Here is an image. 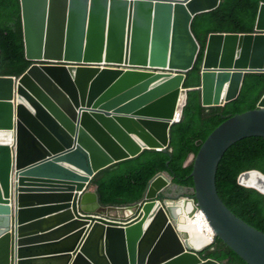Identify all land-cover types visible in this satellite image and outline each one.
I'll return each mask as SVG.
<instances>
[{
  "label": "water",
  "instance_id": "obj_1",
  "mask_svg": "<svg viewBox=\"0 0 264 264\" xmlns=\"http://www.w3.org/2000/svg\"><path fill=\"white\" fill-rule=\"evenodd\" d=\"M20 2L33 64L20 77L0 75V264H222L204 259L205 249L180 231V202L189 216L204 212L215 241L264 264V232L238 217L217 185L231 148L264 138V97L189 159L192 195L166 172L132 206H103L89 189L99 171L168 150L200 51L192 22L221 0ZM247 74H264V3L253 33L209 35L195 88L202 105L238 100ZM239 183L264 194L261 171L243 173ZM171 186L180 194L161 200ZM111 207L127 213L112 215Z\"/></svg>",
  "mask_w": 264,
  "mask_h": 264
},
{
  "label": "trees",
  "instance_id": "obj_2",
  "mask_svg": "<svg viewBox=\"0 0 264 264\" xmlns=\"http://www.w3.org/2000/svg\"><path fill=\"white\" fill-rule=\"evenodd\" d=\"M264 0H221L218 8L197 15L191 30L200 46L196 63L188 73L189 89L181 120L171 129V142L166 152L145 150L137 157L120 161L92 179L89 189L96 190L103 206H132L143 202L150 181L166 172L173 184L194 188L193 161L210 134L228 118L258 109L264 97V74H247L242 93L220 107H204L201 93V66L209 35L214 33H253L260 5ZM25 55V42L20 0H0V75L20 77L31 65ZM248 171L264 173V138H251L235 145L224 157L217 176L220 196L240 218L264 232V194L239 183ZM162 195L161 200H163ZM123 208H108L112 215ZM204 259L222 264H248L222 239L201 253Z\"/></svg>",
  "mask_w": 264,
  "mask_h": 264
},
{
  "label": "bare ground",
  "instance_id": "obj_3",
  "mask_svg": "<svg viewBox=\"0 0 264 264\" xmlns=\"http://www.w3.org/2000/svg\"><path fill=\"white\" fill-rule=\"evenodd\" d=\"M184 95L181 96V105L184 103ZM175 207V213L178 216L177 223L180 226V231L189 235L191 245L197 248H203L210 245L213 241L214 235L210 225L200 211H197L192 220L184 209L188 205L185 202L178 203ZM201 229V230H200Z\"/></svg>",
  "mask_w": 264,
  "mask_h": 264
},
{
  "label": "flooded vegetation",
  "instance_id": "obj_4",
  "mask_svg": "<svg viewBox=\"0 0 264 264\" xmlns=\"http://www.w3.org/2000/svg\"><path fill=\"white\" fill-rule=\"evenodd\" d=\"M180 190H179V188H177L176 186H171L170 188H169V190L165 193V196H163V199H167V197H175V196H177L178 194H180Z\"/></svg>",
  "mask_w": 264,
  "mask_h": 264
},
{
  "label": "rangeland",
  "instance_id": "obj_5",
  "mask_svg": "<svg viewBox=\"0 0 264 264\" xmlns=\"http://www.w3.org/2000/svg\"><path fill=\"white\" fill-rule=\"evenodd\" d=\"M167 190H169V189H167ZM99 210H101V211H103V212L105 211V209H103V208H100ZM119 213L122 214V215H126L127 211L124 210V209H120ZM130 216H132V213H130V215L127 217V219H128ZM191 218H192V220H193L194 217H191ZM114 219H116V220H123V219H125V218L116 217V218H114ZM200 230H201V229H200Z\"/></svg>",
  "mask_w": 264,
  "mask_h": 264
},
{
  "label": "clouds",
  "instance_id": "obj_6",
  "mask_svg": "<svg viewBox=\"0 0 264 264\" xmlns=\"http://www.w3.org/2000/svg\"><path fill=\"white\" fill-rule=\"evenodd\" d=\"M136 215H137V212L136 213H134V215L132 216V217H130L129 219H131V218H134V217H136ZM205 217H206V215H205ZM207 219V218H206ZM208 221V220H207ZM211 228V227H210ZM212 229V228H211ZM213 231V230H212ZM213 235H214V232H213ZM215 243V240H214V238H213V241H212V243L210 244V245H208V246H206V247H203L205 250L208 248V247H211L213 244ZM199 249V248H198ZM200 249H202V248H200ZM202 253V252H201ZM200 253V254H201ZM221 263V262H220Z\"/></svg>",
  "mask_w": 264,
  "mask_h": 264
},
{
  "label": "built area",
  "instance_id": "obj_7",
  "mask_svg": "<svg viewBox=\"0 0 264 264\" xmlns=\"http://www.w3.org/2000/svg\"><path fill=\"white\" fill-rule=\"evenodd\" d=\"M181 117H182V110H180L176 116V122L178 123L180 120H181ZM203 216H205L204 212L203 211H200ZM206 218V217H205ZM132 219V218H131Z\"/></svg>",
  "mask_w": 264,
  "mask_h": 264
}]
</instances>
